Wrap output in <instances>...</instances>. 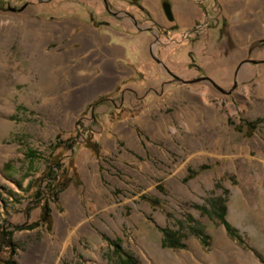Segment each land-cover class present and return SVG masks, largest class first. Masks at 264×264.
<instances>
[{
	"label": "rangeland",
	"instance_id": "1",
	"mask_svg": "<svg viewBox=\"0 0 264 264\" xmlns=\"http://www.w3.org/2000/svg\"><path fill=\"white\" fill-rule=\"evenodd\" d=\"M139 1L0 0V223L12 230L15 246L11 256L0 250L11 264H122L126 257L133 264H264L259 42L257 55L241 59L229 88H222L229 94L206 79L172 75V87L204 97L161 99L160 84L147 80L141 87L151 99L143 102L135 89L129 96L135 105L120 112H109L119 97L106 101L105 119L93 107L72 117L55 106L57 96L62 102L75 92L77 74L56 61L62 30L90 17L143 14ZM157 38L153 52L182 44L184 34L163 32V43ZM150 100H158L155 111ZM122 120L132 136L116 138L110 149L100 146ZM56 136L65 142L60 148H54ZM83 151L95 157V172L79 169ZM53 173L67 179L56 198L48 197L53 189L45 179ZM216 200L223 201L232 233L215 216ZM43 204L46 222L40 220ZM166 235L179 247L162 245Z\"/></svg>",
	"mask_w": 264,
	"mask_h": 264
},
{
	"label": "crops",
	"instance_id": "2",
	"mask_svg": "<svg viewBox=\"0 0 264 264\" xmlns=\"http://www.w3.org/2000/svg\"><path fill=\"white\" fill-rule=\"evenodd\" d=\"M168 3L172 20L166 17L162 0H140L137 6L143 11L141 16L109 17L107 21L90 17L89 21L80 19L72 29L65 27L61 54L56 61H61L68 73H77L75 92L62 102L57 96L55 106L73 117L103 98L104 102L93 108L105 119L109 111L106 101L111 104L112 99L119 97L109 112L131 108L135 104L129 96L135 89H139V99L148 101L150 93L141 87L147 80L160 84L159 94L164 92L161 99L177 95L191 102L193 97L203 98L205 92L172 87V75L183 81L206 77L220 88H229L238 74L236 66L240 60L257 55L254 44L259 42L260 49H264V0H168ZM143 15L149 19L142 20ZM163 32L182 33L184 41L175 48L158 46L153 52L151 44L157 35L163 43ZM156 104L158 100H150L147 106L155 111ZM143 123L146 129L152 126L145 120ZM110 130L99 141L107 149L116 146V138L132 136L123 120L116 121ZM77 165L84 174L87 167L94 172L98 168L95 157L86 151L80 153Z\"/></svg>",
	"mask_w": 264,
	"mask_h": 264
},
{
	"label": "trees",
	"instance_id": "3",
	"mask_svg": "<svg viewBox=\"0 0 264 264\" xmlns=\"http://www.w3.org/2000/svg\"><path fill=\"white\" fill-rule=\"evenodd\" d=\"M103 101H104V99L100 98L97 101H95L93 104H91L90 107L97 106V105L101 104ZM247 125H249V127H253V123H248ZM68 140H71V139H68ZM54 143H55L54 148H60L62 146V144H64L65 142L61 141L60 136H56ZM95 146H96V143H93V148H92L93 151L95 149ZM205 168L206 167H202L201 169H205ZM45 179L50 183V185L53 189L51 191V194H48V197L56 198L58 193L61 192L67 184V179H65L64 181L63 180H61V181L57 180L58 178H57L56 173H53L51 176H49L47 174L45 176ZM37 193L39 194V197L42 198V195L44 192L38 191ZM48 211H49V209L47 208V206L45 204H43L42 211H41V217H40L41 222L48 221ZM214 212H215V216L218 218L220 223H222L224 225L227 232L232 233L233 229L230 227V225L224 219L225 207H224L223 201H221V200L215 201ZM33 225L34 224H32L31 226H33ZM31 226H28V227H31ZM25 227H27V226H19L16 228L17 229H24ZM11 235H12V230L9 229L6 225L0 223V249L2 248L5 251H7L10 256L13 255L14 249H15L14 244L11 243ZM169 236L170 235L165 236V240L163 241L162 245H166V243H167L168 244L167 246H169V247L178 248L179 244L177 243V240L175 238H173L172 236H170V238H169ZM126 258L127 259H125V261L122 264H133L131 258H129V257H126ZM0 264H11V260L9 258L3 259L1 257V250H0Z\"/></svg>",
	"mask_w": 264,
	"mask_h": 264
},
{
	"label": "water",
	"instance_id": "4",
	"mask_svg": "<svg viewBox=\"0 0 264 264\" xmlns=\"http://www.w3.org/2000/svg\"><path fill=\"white\" fill-rule=\"evenodd\" d=\"M163 11H164V13H165V15H166V17L168 18V20H172V14H171V10H170V7H169V5L168 4H166V3H164L163 4ZM251 62H254V61H251ZM198 79H206V80H208V81H210L208 78H206V77H204V78H198ZM211 82V84L214 86V87H216V89H218L220 92H222V93H230V91H225V90H223L222 88H220L219 86H217L215 83H213L212 81H210Z\"/></svg>",
	"mask_w": 264,
	"mask_h": 264
}]
</instances>
